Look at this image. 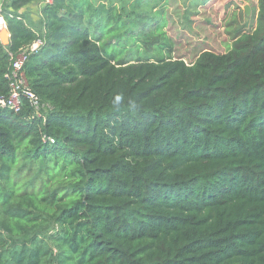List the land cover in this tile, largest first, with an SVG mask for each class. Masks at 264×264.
<instances>
[{
  "label": "trees",
  "instance_id": "1",
  "mask_svg": "<svg viewBox=\"0 0 264 264\" xmlns=\"http://www.w3.org/2000/svg\"><path fill=\"white\" fill-rule=\"evenodd\" d=\"M38 1L0 10L39 104L0 105V264H264V0L190 64L165 3Z\"/></svg>",
  "mask_w": 264,
  "mask_h": 264
},
{
  "label": "rangeland",
  "instance_id": "2",
  "mask_svg": "<svg viewBox=\"0 0 264 264\" xmlns=\"http://www.w3.org/2000/svg\"><path fill=\"white\" fill-rule=\"evenodd\" d=\"M91 1L95 4L102 3L125 17L129 12V5L134 0ZM157 2L160 5L166 4L168 26L163 30L174 42L172 55L174 58L182 59L186 64L192 63L203 51L225 53L231 46L236 29L240 28L241 32L254 29L258 10L257 0H157ZM5 3L6 0H0V10ZM40 3L41 0L32 6L34 8L32 11L31 9L23 11L31 25L37 24L40 20ZM245 8H248V15L244 12ZM2 27V30H6L3 20ZM134 33L136 34V31ZM138 49L143 50L141 43Z\"/></svg>",
  "mask_w": 264,
  "mask_h": 264
},
{
  "label": "built area",
  "instance_id": "3",
  "mask_svg": "<svg viewBox=\"0 0 264 264\" xmlns=\"http://www.w3.org/2000/svg\"><path fill=\"white\" fill-rule=\"evenodd\" d=\"M53 0H41L40 7L51 5ZM37 48V44H33L29 48V52H33ZM28 50H22L19 54H9L11 69L7 76L10 80V94L7 99H1L0 105L14 112L21 108V101L27 99L32 103L35 110L39 109L37 99L33 96L32 92L27 88L23 66L27 60ZM24 98V99H23Z\"/></svg>",
  "mask_w": 264,
  "mask_h": 264
},
{
  "label": "water",
  "instance_id": "4",
  "mask_svg": "<svg viewBox=\"0 0 264 264\" xmlns=\"http://www.w3.org/2000/svg\"><path fill=\"white\" fill-rule=\"evenodd\" d=\"M244 12H245L246 15H248V8H245ZM9 37H10V35H9L7 29L0 31V41H1V43L3 45H7L8 44Z\"/></svg>",
  "mask_w": 264,
  "mask_h": 264
},
{
  "label": "crops",
  "instance_id": "5",
  "mask_svg": "<svg viewBox=\"0 0 264 264\" xmlns=\"http://www.w3.org/2000/svg\"><path fill=\"white\" fill-rule=\"evenodd\" d=\"M29 9H31V11H32L34 8H32V5H29V6L26 7V10H29Z\"/></svg>",
  "mask_w": 264,
  "mask_h": 264
},
{
  "label": "bare ground",
  "instance_id": "6",
  "mask_svg": "<svg viewBox=\"0 0 264 264\" xmlns=\"http://www.w3.org/2000/svg\"><path fill=\"white\" fill-rule=\"evenodd\" d=\"M4 25V24H3ZM2 19L0 18V31L2 30Z\"/></svg>",
  "mask_w": 264,
  "mask_h": 264
},
{
  "label": "clouds",
  "instance_id": "7",
  "mask_svg": "<svg viewBox=\"0 0 264 264\" xmlns=\"http://www.w3.org/2000/svg\"><path fill=\"white\" fill-rule=\"evenodd\" d=\"M117 99H119V97Z\"/></svg>",
  "mask_w": 264,
  "mask_h": 264
}]
</instances>
